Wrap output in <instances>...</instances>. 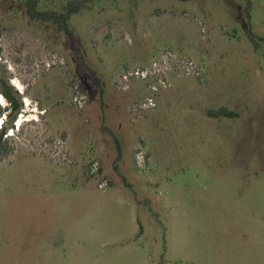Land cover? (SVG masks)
Here are the masks:
<instances>
[{
	"label": "rangeland",
	"instance_id": "rangeland-1",
	"mask_svg": "<svg viewBox=\"0 0 264 264\" xmlns=\"http://www.w3.org/2000/svg\"><path fill=\"white\" fill-rule=\"evenodd\" d=\"M69 27L0 0L22 104L0 117V264H264V0H99ZM164 61L158 92L119 88Z\"/></svg>",
	"mask_w": 264,
	"mask_h": 264
},
{
	"label": "trees",
	"instance_id": "trees-1",
	"mask_svg": "<svg viewBox=\"0 0 264 264\" xmlns=\"http://www.w3.org/2000/svg\"><path fill=\"white\" fill-rule=\"evenodd\" d=\"M9 1V0H6ZM23 5V9L26 12V15L36 22H51L59 28L60 31L66 33L67 35L73 36V32L69 27V22L72 16L80 13L81 11L88 8L91 4L99 0H69L67 3L63 4L57 10H40L39 9V0H17ZM4 94L9 102V108L2 110L0 108V117L3 113L12 114L14 111L18 113L22 104L16 97V94L13 92V89L8 85L7 89L4 91ZM3 134L0 136V152L3 150ZM120 159V156H119Z\"/></svg>",
	"mask_w": 264,
	"mask_h": 264
},
{
	"label": "built area",
	"instance_id": "built-area-1",
	"mask_svg": "<svg viewBox=\"0 0 264 264\" xmlns=\"http://www.w3.org/2000/svg\"><path fill=\"white\" fill-rule=\"evenodd\" d=\"M169 55L171 58L173 59L175 58L174 55L172 54H169ZM162 57H163V60L165 59L167 60V56H162ZM164 62L165 63H163L161 66H159L157 62H153L151 68H147V69L137 68L129 72L128 71L124 72L121 77V85L119 86V88L122 89L123 91H128L129 90L128 83L129 81H131V79H142L145 81L146 80L150 81L148 87L153 92H158L159 88L153 82H159L164 87H166L167 86L166 71H169V69L170 70L172 69L166 61ZM177 72H179V70L178 68H175L174 73L181 74ZM1 98L2 97L0 96V99ZM138 107L142 109L155 108L156 103L153 98H147ZM137 158H138L139 166L144 168V164L146 163V156L142 152H139Z\"/></svg>",
	"mask_w": 264,
	"mask_h": 264
},
{
	"label": "flooded vegetation",
	"instance_id": "flooded-vegetation-1",
	"mask_svg": "<svg viewBox=\"0 0 264 264\" xmlns=\"http://www.w3.org/2000/svg\"><path fill=\"white\" fill-rule=\"evenodd\" d=\"M8 80L6 78H1L0 79V91H1V97L3 98H6L5 94H4V91L7 89L8 87ZM7 99V98H6ZM3 134V132L0 133V136ZM5 137V134L3 135V138Z\"/></svg>",
	"mask_w": 264,
	"mask_h": 264
}]
</instances>
